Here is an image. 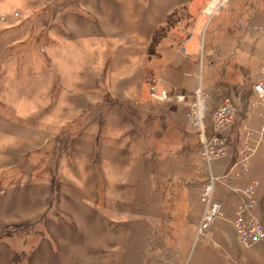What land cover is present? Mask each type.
<instances>
[{
    "label": "rangeland",
    "instance_id": "1",
    "mask_svg": "<svg viewBox=\"0 0 264 264\" xmlns=\"http://www.w3.org/2000/svg\"><path fill=\"white\" fill-rule=\"evenodd\" d=\"M214 3L0 0V264H264L242 259L264 239L236 240L246 186L228 199L243 170L228 153L210 164L221 215L197 234L207 166L187 123L193 90L200 78L208 115L224 98L236 108L230 89L254 81L246 53L264 42V0L208 16ZM236 124L239 158L243 128H258Z\"/></svg>",
    "mask_w": 264,
    "mask_h": 264
},
{
    "label": "built area",
    "instance_id": "2",
    "mask_svg": "<svg viewBox=\"0 0 264 264\" xmlns=\"http://www.w3.org/2000/svg\"><path fill=\"white\" fill-rule=\"evenodd\" d=\"M225 0H215V3L207 8L209 15H214ZM209 20V19H208ZM208 23V21H207ZM207 25V24H206ZM205 27V26H204ZM202 49V48H201ZM181 54L186 53V48L179 49ZM254 97L250 101V107L257 111L261 125L257 130L243 128L242 144L238 149L239 158L230 164V171L235 168L247 169L248 159L252 156L258 145L264 143V60L257 72V79L253 86ZM155 94L154 88H151ZM164 100H172L169 92L162 91ZM192 103L187 115L188 126L194 130L199 137L198 157L207 166L206 179L201 188V200L204 209L198 221L197 234L202 235L216 222L221 215L222 205L213 199L214 182L210 167L211 161L223 158L227 155V132L232 129L237 119V111L229 98H224L215 110L208 115L209 93L205 90L199 78L198 84L193 90ZM259 183L251 180L244 189L240 190L239 201L236 205L232 225L236 240L241 247L249 249L264 239V229L255 214L256 193ZM236 193L238 191L236 190Z\"/></svg>",
    "mask_w": 264,
    "mask_h": 264
},
{
    "label": "crops",
    "instance_id": "3",
    "mask_svg": "<svg viewBox=\"0 0 264 264\" xmlns=\"http://www.w3.org/2000/svg\"><path fill=\"white\" fill-rule=\"evenodd\" d=\"M262 4H264V3H262ZM259 14L260 13L258 11H256L254 13L253 18L258 19L261 16L264 17V15L259 16ZM258 24H259V21H258ZM257 31H260L259 33L264 35L261 32V30H257ZM257 35H259V34H257ZM257 39L264 40V36L263 37L258 36ZM260 40H259V42H260ZM248 52L249 51H247L246 55L251 57L252 62L250 64V66L245 67L246 72L242 71V75L254 73L255 74L254 81L253 82H247L246 78H244L245 84L242 86L241 80L238 79L237 82H239V86L233 87L230 90L232 91V95L235 94L234 98H235V102H236V110H238L237 111V124L236 125H238V126H241V125L249 126L251 128L257 129L261 125V120L257 116V110L252 109L250 107V102L248 105L247 102H245V101H246V99L252 100V98L254 97L252 85L257 79L258 68H259L260 64L262 63V61L264 60V42H262L261 44H258V46L251 52V54H249ZM240 67L242 68V65H240ZM243 77H244V75H243ZM197 84H198V82H197ZM229 87H231V86H229ZM261 109L262 108H260V110ZM231 132L236 134V131H234V129H230L229 133H231ZM228 148L231 149V146ZM227 157L230 159L229 165L232 161L238 159V157H236L235 154H233V153L230 154L229 150H228V156ZM243 173L247 174V175L250 174V175L246 176V178H247L246 179L243 177V175H244ZM229 177H231V176H228V178ZM242 177H243V179H242ZM229 179H231V180H230V184H227V187H229L231 190H229V198L228 199L230 201H232L233 203H234L235 198H236L235 194L233 193L234 189L245 187L246 184H248L251 180L258 181L259 187H258L257 193H256L257 207H258V211L260 212V214L262 212H264L263 211L264 208H262V207H264L263 206L264 205V143L258 145V147L256 148V153L249 158L247 169H245V170L243 169V170H240L239 172H236V174ZM256 209H255V214H256ZM256 215H257V217H258V219H259V221L262 224L263 229H264V223L261 221L258 214H256ZM242 259H248V261H251V259L264 260V242H262L259 249H255L253 251L246 253L245 257H242Z\"/></svg>",
    "mask_w": 264,
    "mask_h": 264
}]
</instances>
